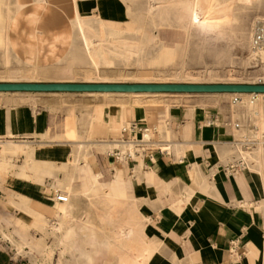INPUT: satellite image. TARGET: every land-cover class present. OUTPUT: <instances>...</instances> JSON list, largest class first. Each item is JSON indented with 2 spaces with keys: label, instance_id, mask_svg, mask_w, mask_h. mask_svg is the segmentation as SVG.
Returning <instances> with one entry per match:
<instances>
[{
  "label": "crops",
  "instance_id": "obj_1",
  "mask_svg": "<svg viewBox=\"0 0 264 264\" xmlns=\"http://www.w3.org/2000/svg\"><path fill=\"white\" fill-rule=\"evenodd\" d=\"M19 1L27 5L26 15L33 0ZM100 3L84 2L83 9L100 10ZM48 7L33 28L22 19L11 37L22 42L15 52L24 56L26 34L34 31L35 44L37 36L44 40L36 62L46 57L50 65L61 45L56 41L52 53L48 44L68 21L55 27ZM177 40L181 38L173 43ZM35 93L50 96L0 99V264H34L29 254L35 263L45 261L38 252L29 253L24 241L43 236L42 221L56 220L55 194L61 189L54 186V178L63 176L61 165L72 160L78 149L87 154V177L98 174L103 192L113 179L116 182L110 204L102 198L92 204L86 196L74 198L68 219L79 245L89 249L82 241H88L92 231L103 240L109 232L126 230L130 224L138 238L156 247L149 255L150 264H264V147L254 159H244L246 165L234 172L225 169L241 158L239 143L251 142L249 135L259 139L264 131L250 123V114L237 116L207 104H166L156 109L102 98L74 101L54 96L80 92ZM134 121L156 128L168 152H155L152 161L109 157L110 140ZM15 151L18 153L13 154ZM31 161L51 167L52 174L25 168ZM22 201L26 207L20 206ZM86 220L94 225L83 224ZM235 239L239 240L236 252H230V241ZM45 242L52 243L49 237ZM57 253L47 264H56Z\"/></svg>",
  "mask_w": 264,
  "mask_h": 264
},
{
  "label": "rangeland",
  "instance_id": "obj_2",
  "mask_svg": "<svg viewBox=\"0 0 264 264\" xmlns=\"http://www.w3.org/2000/svg\"><path fill=\"white\" fill-rule=\"evenodd\" d=\"M46 1L52 9L51 23L55 27L60 26L61 23L64 24L65 21H68L67 24L72 22L74 16L69 12L71 6L67 0ZM107 1L109 0H102L100 10H97L94 17L95 23L91 21V24L96 26L95 19L98 21L104 19L107 29L114 31V38L136 43L140 50L119 54L113 53L115 50L111 52L112 49L106 47V53L107 50L110 53L100 56L109 63H105L100 58L98 65H94L86 53L83 36L78 30H74L70 37L57 38L58 40L64 38L60 43V45L62 44L60 53L55 54L54 63L49 65L46 57H43L40 62H36L44 40L37 36L35 44L33 40L36 38L33 33H27L23 42L28 47V51L25 50L26 54L21 56L15 52V47L22 42L12 39L11 32L15 31L14 29L9 31L2 29L5 24L1 17L2 8L11 5L10 8L14 9L15 1L0 0V2L6 3V6L3 7L1 4L0 9V82L68 80L65 82L264 83V52L253 53L251 49L254 24L257 21L264 22V0H245V2L212 0L215 13L213 12L210 17V25L207 26L189 25L188 23L180 26L173 18L172 22L165 26L155 18L146 17L143 7H141L143 6L141 5L142 0L139 3L119 0L108 3ZM24 10L21 9L15 17L18 24L22 19L26 21L25 15H23ZM177 38H181V40L173 43ZM58 40L53 37L48 44V52L54 53L57 48L55 42ZM260 40L262 41L263 38L260 37ZM107 45L110 46V44ZM260 47L263 48V46ZM48 95L50 96L48 93L5 92L0 93V99L11 97L17 100H25V98L42 100ZM54 96H60L63 99L71 98L74 101L80 99L96 101L102 98L109 103H123L127 106L140 105L156 109H160L166 104L170 107L207 104L214 109L231 112L237 116L247 112L250 117H253L250 118V123H255L257 128L264 129L262 128L264 127V94L260 97L253 96L254 98L248 94H240L241 101L236 105L231 104L234 95L227 93L189 95L166 92L134 96L127 93L87 94L80 92ZM251 99L254 102H251ZM240 103H248V106L245 107ZM161 122L164 120L161 119ZM238 123L243 125L241 121ZM158 129H161L159 125ZM155 137L158 138L157 135ZM256 137L258 136H254L255 140ZM241 138L243 137L240 136L239 139ZM248 138L252 139V135H249ZM253 142L255 143V141ZM248 145L250 149L255 147L253 146L255 144L248 143ZM110 147L112 146L110 145ZM241 147L246 149L245 146ZM263 147L264 145L257 144L253 151L260 149L262 152ZM12 153L17 154L18 151ZM75 162L78 163L77 172L71 178L70 172L72 164ZM25 168L38 174L41 172L52 174L51 167L42 168L38 162L34 161H31V165L27 163ZM60 169L63 171V176L54 178V186L67 195V201L61 204L57 200L54 202L53 213L56 220L46 221L47 224L54 226L61 222L64 216L69 213L70 207L74 208V198L79 195L88 197L91 204L92 201L103 199L105 194L114 196L112 192L116 189L115 179L106 187L107 192L105 193L103 192L104 186L98 181V174L87 177V154L83 149H78L72 160L62 164ZM85 180H90L88 185L84 183ZM70 195L73 197L72 201H70ZM22 205H26L25 201L20 203V206ZM92 224L94 225V223ZM22 225L24 227V224ZM42 233V237L24 241L28 244L29 253L38 252L45 260L35 263V257H30L32 255L29 254V259L34 264H47V261H51L55 251L58 252L56 264H123L119 261L118 255L113 252L112 245L107 239L111 236V232L108 233L106 239L101 240L97 237V233L92 231L88 241H82V243L87 242L90 245L89 249L79 245L76 232L74 228H70L69 223L66 224V229L61 231V235L59 233L52 234L50 227H44ZM48 237L51 239L52 243L49 242L51 244L45 242V238Z\"/></svg>",
  "mask_w": 264,
  "mask_h": 264
},
{
  "label": "bare ground",
  "instance_id": "obj_3",
  "mask_svg": "<svg viewBox=\"0 0 264 264\" xmlns=\"http://www.w3.org/2000/svg\"><path fill=\"white\" fill-rule=\"evenodd\" d=\"M14 1H15L14 9L10 8L11 2L9 3L10 7L2 8L1 17L4 20V24H5V26H3L2 29L8 30V31L10 29L16 30L19 24L17 23L18 20L15 17L21 9H25L27 7L26 4H24L23 2H20L19 0H14ZM68 1L71 6L70 12L74 16V19L72 20V22L68 24L66 23L65 25H63L61 29H59L57 32L54 33L53 37L56 38V40H58L57 39L58 37H66V36L70 37V35H72L71 33L74 32V30H78L83 36L86 53L94 65H98L101 59L104 60L105 63H109V61H107L104 57L101 58L102 55L108 54V52L110 53V51L108 50L106 53V49H105L106 47L107 49L108 47H110V49H112L111 52L115 50V52L113 53H119V54H122L125 52L127 53L134 52V51L136 52L140 50V47L136 43L134 44L124 39L119 40L118 38H114L115 37L113 33L114 31L107 29V27L104 25V19H100L99 21L95 19V21L97 22L96 26H93V24H91V21L94 22V17L96 16L97 11L95 10L90 11V12L85 11L83 9V3L88 2V1L96 3L98 0H68ZM112 1H116V0H109L107 2L109 3ZM119 1L121 2L129 1V2L139 3L141 0H119ZM213 1L212 0H142L141 5L143 6L141 7H143L146 17L148 16L150 17V19L155 18L156 20H158V22H160L161 24L165 26H168L170 22H172V18L175 19L178 22V24H180V26H183L185 23H188L189 25L198 24L201 26H204V25L207 26V25H210V21H211L210 17L212 16L213 12L215 13L213 9V4H214ZM238 1L245 2V0H238ZM1 4H2V7L4 5L6 6L5 2L4 3L0 2V9H1ZM48 6L49 5L46 0H33V2L30 4L29 13L25 15L26 23L33 28L39 22L40 17H41V12H46L49 9ZM136 7H139V6H136ZM99 15H100V12H99ZM30 33H33L34 35V31ZM259 35L263 36L262 41L258 40ZM63 39L64 38H62L61 40ZM61 40L59 39L58 42L61 43L62 42ZM251 41H252L251 49L253 53L256 52L259 54V52L261 53L264 52V49H263L264 48V22H261V21L255 22ZM107 44H110V46H108ZM260 46H263V48H261ZM0 93H2V91H0ZM86 93L88 94V93H96V92H86ZM98 93H105V94H108V93L125 94L127 93V94L134 95V96H141V95L148 96V95H155L157 93H166V92H98ZM167 93L174 94V93H180V92H167ZM180 94H195V93L183 92ZM196 94H215V93H196ZM227 94L235 95L234 93H227ZM241 94H248L249 96L254 98L255 96L260 97L264 93H257V94L241 93ZM251 102H254V101H252L251 99ZM240 105L247 107L248 103H240ZM147 136L148 134L145 135V137ZM263 138H264V131L259 136V139H256V140L251 139L252 141L249 142V144H252V142L255 141V147L257 146V144L264 145ZM242 143H244V140ZM239 146H240L239 147L240 151L238 154L243 159H246L248 161L251 159H254L255 157H257V155L261 153L260 149H258L257 151H253L255 147L254 148L252 147L251 149L250 147L243 149L241 147L243 146V144H240V143H239ZM77 167H78L77 162L72 164V171L70 172L71 178H73L75 173L77 172ZM113 199L114 198L112 197L111 194L103 195V200L107 201L109 204L114 202ZM22 207H26V205H22ZM107 215H108L107 216L108 220L111 222V215L109 213ZM68 218H69V213H67L64 216L61 222H59L58 224L54 226L47 224L46 221H42L41 227L43 229L44 227H47V228L50 227L52 234L55 235L59 233L61 235V231L63 229H66V224L69 223ZM83 223L88 226L91 224V221L86 220V221H83ZM127 226L128 228L126 230H120V231L117 230V231L111 232V236L107 238L112 245V248L114 250L113 252L118 255L119 261L122 262L123 264H150L148 262V259L151 258L149 255L155 252L156 247L149 246L148 243H145L141 238H138L139 234L138 232H134L132 225L128 224Z\"/></svg>",
  "mask_w": 264,
  "mask_h": 264
},
{
  "label": "water",
  "instance_id": "obj_4",
  "mask_svg": "<svg viewBox=\"0 0 264 264\" xmlns=\"http://www.w3.org/2000/svg\"><path fill=\"white\" fill-rule=\"evenodd\" d=\"M2 92L264 93V83L0 82Z\"/></svg>",
  "mask_w": 264,
  "mask_h": 264
},
{
  "label": "built area",
  "instance_id": "obj_5",
  "mask_svg": "<svg viewBox=\"0 0 264 264\" xmlns=\"http://www.w3.org/2000/svg\"><path fill=\"white\" fill-rule=\"evenodd\" d=\"M260 37L263 38V36H258L259 41ZM234 94L231 100L232 105H236L241 101V93ZM146 134H149V136L145 137ZM155 135H157V130L153 126L141 125L137 121L130 122L120 130L115 139L110 140L113 146L107 151V155L115 160L122 161H152L155 152H159L160 154L168 152L165 142L155 137ZM241 144L249 148L248 143L244 142ZM244 165H246L245 160L241 157L227 164L225 169L228 172H234L237 168ZM55 199L59 202H66L67 195L62 191H57ZM238 244V239L230 241L228 248L230 252H236Z\"/></svg>",
  "mask_w": 264,
  "mask_h": 264
}]
</instances>
